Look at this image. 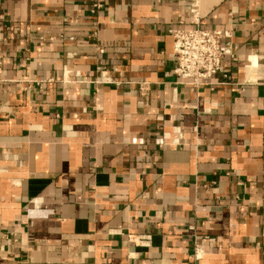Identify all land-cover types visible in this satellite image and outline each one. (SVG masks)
Masks as SVG:
<instances>
[{
  "label": "crops",
  "instance_id": "obj_1",
  "mask_svg": "<svg viewBox=\"0 0 264 264\" xmlns=\"http://www.w3.org/2000/svg\"><path fill=\"white\" fill-rule=\"evenodd\" d=\"M95 1L0 0V264H264V0L201 1L235 84L198 91L188 0Z\"/></svg>",
  "mask_w": 264,
  "mask_h": 264
},
{
  "label": "built area",
  "instance_id": "obj_2",
  "mask_svg": "<svg viewBox=\"0 0 264 264\" xmlns=\"http://www.w3.org/2000/svg\"><path fill=\"white\" fill-rule=\"evenodd\" d=\"M202 0H188L191 24L189 27H173L169 30L172 37L171 73L173 83L191 86L197 90L203 86L210 89L223 85L235 84L231 74L224 68V60L232 57L231 30L222 28H204L201 26L205 13L200 10ZM104 0H96L92 6L95 10L103 7ZM99 79L96 82L120 86L123 81L106 75L105 66H99ZM38 85V80H29V84ZM149 82H140V90H146ZM140 244L150 243L149 235L137 237ZM134 242V241H133ZM209 248L198 235H195L193 245L194 258H201Z\"/></svg>",
  "mask_w": 264,
  "mask_h": 264
},
{
  "label": "bare ground",
  "instance_id": "obj_3",
  "mask_svg": "<svg viewBox=\"0 0 264 264\" xmlns=\"http://www.w3.org/2000/svg\"><path fill=\"white\" fill-rule=\"evenodd\" d=\"M199 7H200V10H201V2H200ZM201 12H202V11H201ZM202 13H203V12H202ZM253 62H255V61H254V58H253ZM252 64H253V63H252ZM253 65H254V64H253ZM253 65H252V66H253ZM254 66H255V65H254ZM249 68H250V66H249ZM247 70H249V69H247ZM250 70H252V68H250ZM253 70H254V69H253Z\"/></svg>",
  "mask_w": 264,
  "mask_h": 264
}]
</instances>
